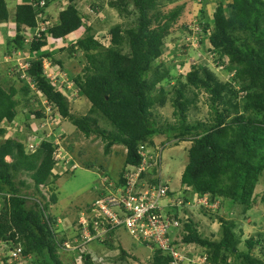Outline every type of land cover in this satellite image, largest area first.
I'll return each instance as SVG.
<instances>
[{
    "label": "trees",
    "instance_id": "trees-1",
    "mask_svg": "<svg viewBox=\"0 0 264 264\" xmlns=\"http://www.w3.org/2000/svg\"><path fill=\"white\" fill-rule=\"evenodd\" d=\"M104 1L93 0L91 8L84 11L83 0H45L43 6L40 0H29L16 4L11 12L8 1L0 0V28L8 24L16 28L9 54L21 51L25 43L28 45L29 58L25 61L29 67L25 74L33 84V87L27 83L17 88L15 83L8 87L0 83V193L4 195L0 241L22 247V257L31 264H65L59 251L65 241L73 240L66 232L55 229L58 216L49 212V206L50 202H57V195L53 194L51 201L46 202L40 191L41 185L59 178L54 173L60 162L55 156L58 145L52 137L45 138L36 151L31 152L24 138L12 137L5 126L16 119L19 106L40 105L42 98L51 105L52 114H59L84 136L98 137L106 155L114 146L123 145L127 150L126 168L141 164V145L154 147L157 136L165 135L176 143L191 142L189 160L180 182L185 200L209 195L211 202L219 203L214 211L203 207L195 211L217 214L215 211L222 207L223 200L230 207L244 204L248 210L256 204L254 191L264 172L260 154L264 150V0H230L227 6L222 1L215 4L212 17L207 14V3L212 1L197 0L201 6L197 21L202 32L196 35L192 31L193 23L190 26L186 23L188 36L197 37L199 45L213 53L219 66L223 64L236 72L231 80L223 82L207 65L195 63L186 74V85L174 87L171 103L176 121L166 125L158 122L153 109L166 103L165 95H155L154 91L167 73L153 66L164 54L166 40L185 5L166 12L159 9L158 0H108L109 6L117 9L120 16L135 13L136 18L131 23L113 25L109 31L110 46L104 47L89 24L90 17L98 14V5L105 8ZM55 2L61 6L57 19L48 11ZM131 5L133 8L129 9ZM40 13L44 17H39ZM40 21L47 23V27L41 35H36ZM83 27L84 37H76L73 44L60 47L61 52L68 49L76 56L83 54L86 59L83 74L70 75L80 95L91 103L88 113L79 115L72 112L71 99L45 73L46 58L65 71L63 61L55 59L50 52L36 53L47 48L50 40L65 41ZM27 35H33L29 41ZM186 87L207 93L209 116L206 121H188L194 100L187 97ZM241 98H244L242 103L238 101ZM47 116L45 109L35 112V117L42 120ZM102 121L110 124L111 129L103 127ZM16 134L20 135L21 131ZM39 134L45 136L43 131ZM62 135L64 139L67 133ZM124 172L125 169L116 180L107 179L121 184ZM24 173L31 177L33 185L25 180L17 181ZM152 182L157 180L152 179ZM23 186L26 190L34 188V193L24 191ZM219 221L221 239L216 241L203 236L194 217L182 220V242L188 245L191 256H206L205 264H264V257L253 253L255 247L263 243V238L246 239L247 251L240 250L241 239L234 231L236 222L224 217H219ZM114 235L115 232H111L103 242L108 249H119L120 260L127 256L136 260L121 242L116 246L110 241ZM82 257L83 264H98L90 252L83 253ZM151 264H172V257L156 249Z\"/></svg>",
    "mask_w": 264,
    "mask_h": 264
},
{
    "label": "rangeland",
    "instance_id": "rangeland-1",
    "mask_svg": "<svg viewBox=\"0 0 264 264\" xmlns=\"http://www.w3.org/2000/svg\"><path fill=\"white\" fill-rule=\"evenodd\" d=\"M11 12L14 11L16 4L29 1V0H16V4H13V0H7ZM208 1V0H204ZM208 2L209 10L207 14L212 17V13L215 10L213 4L222 2L227 6L230 0H211ZM56 3V2H55ZM82 9L87 11L91 8L93 0H83ZM105 8H100L98 5V14H93L89 21L91 23L93 34L102 43L104 47L110 46L109 31L111 27L117 23L133 22L136 18L135 13H131L127 16H120L117 9L112 8L108 4V0L103 2ZM159 9L169 12L175 7L185 5L183 14L174 26L172 34L166 40V48L164 54L157 60L153 68L158 69L161 73H167L166 77H162L156 86L154 91L155 95L164 94L166 97V103L162 105H156L153 109L155 118L161 124L175 123L176 119L173 115L174 107L171 103V98L174 95V87H181L186 85V74L191 70L192 66L197 64L207 65L216 76L223 82L232 79L236 69L230 67L226 68L222 63L219 66L217 60L214 59V55L208 49L201 47L197 37L188 36V31L185 30L186 23L189 26L199 25L197 19L200 16L198 10L199 1L197 0H158ZM58 5V3H56ZM52 4L49 10L54 16L53 19H57L58 12L60 11V5L56 6ZM63 6H65L63 4ZM131 5L129 9H132ZM52 19V20H53ZM193 20V21H192ZM16 34L15 25L12 30L7 26L0 28V83L4 87H8L12 83H15L17 88L27 84V81H21V71L16 69L17 62L24 63L25 52H27L28 45L25 43L24 48L21 49L20 54H9L13 45V38ZM85 36V28H81L74 35L67 37L64 40H50L49 46L38 51L36 55H42L45 53H52L55 59L63 61L64 70L59 67L58 64L52 62L49 67V72L52 73L57 79L54 83L58 86V89L64 91L69 99H71V110L79 115H85L88 113L91 103L85 97L80 95L79 89L72 82L70 75L83 74V67L85 65V58L83 54L79 56L72 51L65 50L60 51V47L68 44H73L76 37L81 38ZM182 37V39H180ZM177 45V48H176ZM186 46L187 48H183ZM176 48V50H174ZM179 48V50H177ZM196 48V49H195ZM194 49V50H191ZM174 50V51H173ZM79 56V57H78ZM227 60V58H225ZM20 72V73H18ZM18 73V74H17ZM164 75V74H163ZM152 76V73L150 74ZM69 79V80H68ZM69 81L68 85L65 83ZM186 95L188 98L193 99L194 103L191 105L188 111V121H206L209 116L208 95L204 91L194 89L192 87H186ZM239 102H244V98L238 99ZM45 104V106H44ZM47 106L46 99H42L40 105L35 103L31 107L19 106V113L13 123H6L5 126L11 133L12 137L18 139L24 138L26 144L30 145L32 142L39 144L45 138H53L59 142L57 153H60V162L56 165L54 173L59 175V178L46 185L40 186L41 193L45 196V201L50 202L52 195H57V202H50L49 212L58 216L55 229L62 230L67 233L68 236L74 240L78 234L84 235L86 229L81 225L80 218L83 212L87 211V208L99 197V192L105 188L104 177L116 180L120 177L121 173L125 169L124 160L126 155V148L123 145H116L113 147L111 153L106 155L104 153V144L96 136L86 137L81 132L76 130L69 122L64 121L59 114L53 112L52 119L49 116L45 118L35 117L37 109H45ZM46 107L45 111L48 113L50 109ZM30 120V121H29ZM29 124L32 126L29 128ZM51 125V126H50ZM101 125L111 129V125L102 121ZM50 126V129L48 128ZM21 131V134H16L17 131ZM35 131L38 133H35ZM45 134V136L39 133ZM67 133L64 139H61V135ZM62 135V136H63ZM156 147L162 149V161L159 167L160 180L169 186L170 189L176 191L181 187V178L184 169L188 163V149L191 146V142H179L176 140H170L165 135L157 136L154 138ZM264 160V150L260 153ZM65 158L66 161L63 159ZM11 160L10 157H7ZM75 165L73 172L70 168ZM90 164V166L88 165ZM86 165L89 167H86ZM103 168V169H102ZM159 171L156 175L159 179ZM152 173L154 170L151 171ZM17 181L25 180L29 184L33 185L31 177L24 173L17 177ZM53 179V178H52ZM113 182V180H109ZM108 186V185H107ZM24 191L26 187H22ZM107 188V187H106ZM30 193H34V188L28 189ZM256 204L252 209H246L244 204H236L230 207L229 204L223 200L222 207L219 208L217 214L214 212L203 213L201 211H190L191 215H194L195 221L198 223V229L204 237H208L211 240L221 239V222L219 217H224L236 222L234 231L241 239L239 249L247 251L245 241L251 237L255 239H261L262 244H258L253 253L263 259L264 251V172L261 174L260 180L254 191ZM36 199L34 195L31 196ZM38 199V198H37ZM44 201V202H45ZM4 202V195L0 194V210L2 209ZM163 203H166L164 199ZM215 207H219V203L215 202ZM213 208V209H216ZM180 214L184 212L179 209ZM183 229V227H182ZM115 235L110 239L114 245L121 244L128 250V252L137 257L133 259L127 256L126 259L120 260V250H109L103 243V238L99 240H92L87 247H82L78 251L79 247L75 243H70L71 248L68 250L60 249V258L65 264H83V253L90 252L94 261L98 264H151L153 249L136 242L125 228H117L114 230ZM5 244V245H4ZM6 247V248H5ZM16 247L13 243L0 244V264H16L12 263L9 259V249ZM4 248V252L1 249ZM76 249V250H75ZM193 256V255H192ZM189 255V257H192ZM5 258V259H3ZM31 264L30 260L25 262ZM202 263V262H201ZM200 264V263H199ZM203 264V263H202Z\"/></svg>",
    "mask_w": 264,
    "mask_h": 264
},
{
    "label": "built area",
    "instance_id": "built-area-1",
    "mask_svg": "<svg viewBox=\"0 0 264 264\" xmlns=\"http://www.w3.org/2000/svg\"><path fill=\"white\" fill-rule=\"evenodd\" d=\"M40 4L45 5V0H40ZM39 17H44V15L40 13ZM46 27L47 23L40 21L35 34L41 35V31ZM49 65L50 63H46L45 67ZM21 67L26 69L27 65ZM48 76L52 81L57 79L52 73H48ZM46 104L50 109L49 113L46 111L47 118L50 116L52 119V107L47 100ZM55 143L59 145L57 140ZM38 146L39 144L32 142L29 150L35 151ZM57 149L56 159L61 160ZM162 149L141 145L139 150L142 157L141 164L127 167L121 184L115 181L110 182L107 177H104L106 179L104 191L80 218L81 225L86 229L84 235L78 234L75 240L65 241L62 245L64 250L71 248L70 243L72 242L79 246L76 248L79 251L82 247H87L90 241L101 238L105 241L106 237L117 228H125L136 242L150 247L153 251L159 249L170 255L172 264H205L206 256L194 254L189 257L190 249L182 242V220L189 221L191 215L188 213L195 208L203 207L209 210L216 208V205L211 202L209 195L195 196L192 200L186 201L182 186L174 191L160 180L159 167L162 161ZM75 165L77 164H74L71 170L76 168ZM152 170H154L153 173ZM158 171L159 179L156 175ZM143 174L147 175L144 177ZM152 179L157 182L153 183ZM164 199L166 203H163ZM179 209L184 213L180 214ZM2 243L4 242L0 241V244ZM1 251L4 252V248ZM8 255L12 263L27 264L25 263L27 260L22 257L20 246L10 248Z\"/></svg>",
    "mask_w": 264,
    "mask_h": 264
},
{
    "label": "clouds",
    "instance_id": "clouds-1",
    "mask_svg": "<svg viewBox=\"0 0 264 264\" xmlns=\"http://www.w3.org/2000/svg\"><path fill=\"white\" fill-rule=\"evenodd\" d=\"M212 2H213V1H212ZM199 3H200V2H199ZM199 5H200V4H199ZM213 6H215V4H213ZM207 10H209V6L207 7ZM214 11H215V10H214ZM214 11H213V12H214ZM198 12H199V11H198ZM198 12H197V13H198ZM198 14H199V13H198ZM89 24H91V23L89 22ZM192 31H195L196 35H198L199 33L202 32L201 29L199 28V25H195V24H194V29H193ZM27 36H28V35H27ZM30 38H32V36H28L27 41H29ZM20 52H21V51L13 52L12 54H13V55H15V54H20ZM28 58H29V56H28V55L26 54V52H25L24 63H19V62H17L16 69H17L18 71H21V69H22V71H24V72L22 73V76H21L22 79H24L25 81H27V83H29V84L32 86L33 84H32V82H31L30 78L26 77V74H25V70L29 67V63H28V61H25V60H27ZM46 63H50V65H52L51 60H49V59H47V58L44 60V67H45V64H46ZM22 65H27V68L24 69L23 67H21ZM50 65H49L48 67H45V73L47 74V76H48V73H50V72H49V67H50ZM20 68H21V69H20ZM22 71H21V72H22ZM18 73H20V72H18ZM18 73H17V74H18ZM24 75H25V77H24ZM48 77H49V76H48ZM49 78H51V77H49ZM65 83L68 85L69 81H67V82H65ZM42 99H43V98H42ZM41 101H42V100H41ZM41 103H42V102H41ZM46 119H47V118H46ZM18 131H19V130H18ZM18 131H17V132H18ZM17 132H16V133H17ZM40 143H41V142H40ZM40 143H39V145H40ZM38 147H39V146H38ZM38 147H37V148H38ZM28 149H29V147H28ZM30 151H31V150H30ZM35 151H36V150H35ZM31 152H33V151H31ZM125 169H126V167H125ZM70 170H71V169H70ZM73 171H74V170H71V172H73ZM178 189H179V188H178ZM0 194H2V193H0ZM2 195H3V194H2ZM94 202H95V201H94ZM94 202H93V203H94ZM93 203H92V204H93ZM212 203H215V202H212ZM92 204H91V205H92ZM91 205H90V206H91ZM216 209H217V208H216ZM216 209H209V210L214 211V210H216ZM194 211H195V210H193V213H194ZM208 212H210V211H208ZM188 214L191 215V213H188ZM191 217L193 218L194 215H191Z\"/></svg>",
    "mask_w": 264,
    "mask_h": 264
},
{
    "label": "crops",
    "instance_id": "crops-1",
    "mask_svg": "<svg viewBox=\"0 0 264 264\" xmlns=\"http://www.w3.org/2000/svg\"><path fill=\"white\" fill-rule=\"evenodd\" d=\"M12 3H13V4H16V0H13ZM2 26H4V25H2ZM8 27L10 28V30H12V28H13V24H12V25H11V24H8ZM8 27H7V28H8Z\"/></svg>",
    "mask_w": 264,
    "mask_h": 264
}]
</instances>
